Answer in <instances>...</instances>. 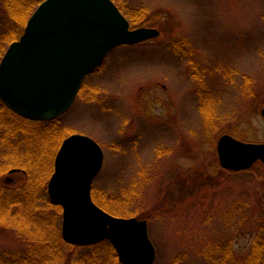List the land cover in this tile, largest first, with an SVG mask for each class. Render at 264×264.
Instances as JSON below:
<instances>
[{"label":"rangeland","instance_id":"374dc122","mask_svg":"<svg viewBox=\"0 0 264 264\" xmlns=\"http://www.w3.org/2000/svg\"><path fill=\"white\" fill-rule=\"evenodd\" d=\"M114 1L130 28L160 33L113 48L85 77L60 119L66 135L100 144L104 159L93 187L110 196L127 190L132 213L117 216L147 220L153 264L237 263L258 234L264 237V164L226 170L216 146L225 133L264 141V0ZM4 9L0 0V19ZM8 150L0 145L7 165L0 183L14 188L27 178L19 166L25 155ZM26 246L14 228L0 226V256ZM78 252L66 248L61 264H72Z\"/></svg>","mask_w":264,"mask_h":264},{"label":"water","instance_id":"95a60500","mask_svg":"<svg viewBox=\"0 0 264 264\" xmlns=\"http://www.w3.org/2000/svg\"><path fill=\"white\" fill-rule=\"evenodd\" d=\"M159 33L153 27L130 28L113 0H42L0 59V101L24 118L54 119L69 110L86 75L113 48ZM261 112L264 117V108ZM216 147L224 169L264 163V141L244 142L225 133ZM103 158L100 144L88 135L72 133L61 142L47 192L62 207V239L79 246L108 239L121 264H153L147 220L113 215L92 199Z\"/></svg>","mask_w":264,"mask_h":264},{"label":"trees","instance_id":"16d2710c","mask_svg":"<svg viewBox=\"0 0 264 264\" xmlns=\"http://www.w3.org/2000/svg\"><path fill=\"white\" fill-rule=\"evenodd\" d=\"M1 1L6 16L0 19V59L8 44L22 33L28 17L42 0ZM136 10L142 12V9ZM132 17L130 15V21L134 22L135 18ZM176 44L181 45V42L176 41ZM60 119L31 121L13 113L0 102V145L5 143L9 146L11 150L7 153L11 156L25 155L19 166L27 174L25 182L14 188L0 183V226H11L27 241L25 250L20 254L13 257L0 256V264H61L66 248L79 251L72 259V264H121L108 239L88 246H77L66 243L62 239L61 230H58L62 207L50 200L47 183L53 171L56 151L68 132V127L61 124ZM19 131L23 135L11 142ZM6 168L7 165L0 164V173ZM123 188L121 195L110 196L92 187V198L114 215L131 214L126 209L129 198L125 194L127 190ZM131 192L135 195L133 190ZM216 251L219 249L211 250L213 254ZM213 261L215 264L226 263L222 259ZM236 262L234 264L264 262V237L258 234L247 256Z\"/></svg>","mask_w":264,"mask_h":264}]
</instances>
